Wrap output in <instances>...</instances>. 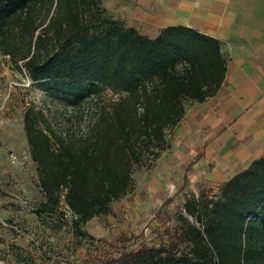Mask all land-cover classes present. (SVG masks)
Segmentation results:
<instances>
[{"label":"trees","instance_id":"16d2710c","mask_svg":"<svg viewBox=\"0 0 264 264\" xmlns=\"http://www.w3.org/2000/svg\"><path fill=\"white\" fill-rule=\"evenodd\" d=\"M220 47L183 26L149 38L108 16L102 0H0V53L22 62L50 99L81 110L100 87L122 94L78 142L43 126L40 112L24 113L44 197L39 211L54 213L63 199L76 235L91 238L80 226L110 215L133 185L134 166L142 159L152 166L167 149L166 131L185 117V103L220 92L227 67ZM175 220L157 245L121 234L129 244L107 264H264V156L215 195L187 198Z\"/></svg>","mask_w":264,"mask_h":264},{"label":"rangeland","instance_id":"374dc122","mask_svg":"<svg viewBox=\"0 0 264 264\" xmlns=\"http://www.w3.org/2000/svg\"><path fill=\"white\" fill-rule=\"evenodd\" d=\"M98 92L96 100H87L81 110L65 108L31 81L22 62L15 65L0 53V264H107L122 246L129 244L121 234H128L135 245H157L163 228L175 226V217L182 212L187 198L218 192L219 186L208 188L205 183L187 189L185 180L183 193L170 197L160 194L161 203L147 210L135 205L145 200L144 189L160 158L165 163L173 160L179 122L166 131L167 149L159 153L152 166L145 159L134 166L133 185L126 196L112 203V213L80 226L94 239L76 235L75 218L63 199L56 212L41 213L44 197L38 186L36 164L30 157L23 115L28 109L40 112L46 121L43 126L66 142H78L89 138L92 123L101 111L110 110L122 95L107 87H100ZM194 106L196 103H185L186 113ZM163 204L166 205L161 207ZM188 220L194 223L192 218Z\"/></svg>","mask_w":264,"mask_h":264},{"label":"crops","instance_id":"0c3cea01","mask_svg":"<svg viewBox=\"0 0 264 264\" xmlns=\"http://www.w3.org/2000/svg\"><path fill=\"white\" fill-rule=\"evenodd\" d=\"M102 6L152 38L175 26L213 37L226 60L220 92L186 113L173 160L160 158L137 207L183 193L185 180L190 190L199 183L220 187L264 156V0H102Z\"/></svg>","mask_w":264,"mask_h":264},{"label":"built area","instance_id":"2783aa9c","mask_svg":"<svg viewBox=\"0 0 264 264\" xmlns=\"http://www.w3.org/2000/svg\"><path fill=\"white\" fill-rule=\"evenodd\" d=\"M93 101H95V100H93Z\"/></svg>","mask_w":264,"mask_h":264}]
</instances>
